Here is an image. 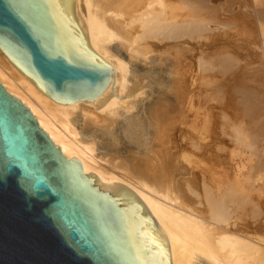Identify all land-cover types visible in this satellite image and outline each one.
Returning <instances> with one entry per match:
<instances>
[{
  "label": "bare ground",
  "instance_id": "6f19581e",
  "mask_svg": "<svg viewBox=\"0 0 264 264\" xmlns=\"http://www.w3.org/2000/svg\"><path fill=\"white\" fill-rule=\"evenodd\" d=\"M74 7L84 22L90 48L112 68V76L101 91L91 101L57 103L30 82L1 50L0 83L29 108L39 127L66 159L74 157L79 161L83 174L94 173L102 183L123 188L145 206L165 238L170 264H264V234H261L264 229V174L249 179L247 188L242 189H237L240 183L236 177L220 193L215 192L217 188L212 190L203 183L204 189L202 186L201 189L205 190V195L202 194V199L190 184L186 185V192L190 193L186 196L170 183L176 162L173 163L164 134L180 116L175 112L177 102L173 107L165 102L161 106L148 107L143 122L147 121L154 140L145 147L147 151L142 152L143 157L131 161L128 158L127 162L118 153L124 160L113 155L98 156V144L84 136L93 129L113 132L117 122L132 117L138 100L147 99L145 84L135 77L130 64H147L155 53L162 60L170 49L162 42L167 45L170 40L192 36L194 39L214 37L228 43L240 39V45L228 47L231 48L229 52L215 57L214 63L206 61L204 65L216 73L215 90L229 101L227 105L232 103L233 108L239 107L251 120L256 150L255 143L264 141V0H74ZM203 14L214 24L213 28L200 23L198 18ZM258 41L261 65L257 70L247 71V64L254 58L251 52L256 51L253 45ZM175 44L171 49L176 54L182 45ZM244 52L252 57H249L251 62L247 55L246 59L244 57L247 67L238 60ZM173 94L177 98L178 90ZM235 109L232 112L237 115L238 109ZM181 154L178 159L183 168L194 164L190 155ZM258 155L255 165L264 172V153ZM249 205L252 218L242 217L237 210H245Z\"/></svg>",
  "mask_w": 264,
  "mask_h": 264
},
{
  "label": "water",
  "instance_id": "95a60500",
  "mask_svg": "<svg viewBox=\"0 0 264 264\" xmlns=\"http://www.w3.org/2000/svg\"><path fill=\"white\" fill-rule=\"evenodd\" d=\"M0 50L60 104L91 101L112 76L74 0H0ZM0 264H170L145 206L83 174L1 83Z\"/></svg>",
  "mask_w": 264,
  "mask_h": 264
},
{
  "label": "rangeland",
  "instance_id": "374dc122",
  "mask_svg": "<svg viewBox=\"0 0 264 264\" xmlns=\"http://www.w3.org/2000/svg\"><path fill=\"white\" fill-rule=\"evenodd\" d=\"M198 20L201 24H206V28L214 27L211 20L207 18L206 15L204 17V14L203 16H200ZM162 43L165 44V47L167 46V49L170 48L168 49L169 53L165 54L162 60L156 55L158 53H155L147 63L148 65L139 62H133L130 64V68L135 74V77L137 76L136 78L141 79L145 84L144 88L147 90L149 98L147 97L145 100H138L136 109L132 113V117L127 118L126 121L122 119L124 121L120 120L121 122H117L113 132L105 133L99 129H93L91 132L88 131L89 133L85 132L84 136H88L89 138H87L89 140L95 142L96 145L98 144L96 146L99 148H97L98 152H96L98 156L106 154L105 156L110 157L113 155L112 157H117L121 160H124L122 158H126L125 160L127 162L129 159L131 161V159L135 157H143V153L147 151L146 148L150 142L154 140V134L147 126V121L143 122V120H146L148 107L161 106L164 102L168 104L167 106L171 105L173 107V104L175 103L174 105H176L177 102L178 108L175 106L177 108V110L175 108V112L178 111L177 117L179 114L180 116L171 125H169L171 128L169 126L166 128L169 132L167 131L168 133L165 132L164 134V141H168L167 146H170L168 148H170L169 151L171 152L173 163L176 162V170L172 172L169 178L170 183L178 187L182 191V194L186 196H189L190 194L186 192V185L190 184L189 186L197 193L200 199H202L205 195V190H203L204 188L202 186L203 183L209 185L212 190L217 188L215 192L220 193L225 190L229 182L237 177L236 180L240 183L238 186L236 185L237 189H242L244 187L247 188L246 182H249V179L254 180L264 174V172L259 170L255 165L257 158L260 157L258 154L261 152L264 153V141L261 142V144H263L261 145L260 141L257 140L258 142L255 143V145L257 144L256 151V146H254L253 143L255 140L252 137V126L250 124L251 120H249V118L247 119V117L243 115L239 107L233 108L232 103L230 105L231 108H228L229 105H227L226 102L229 101H227L224 97H221L217 90H215L216 88L214 85L216 73L213 70L211 71L208 69L209 67L207 65H204V63L207 62L214 63V60H216L215 57L229 52L231 48L228 47L240 45V39L233 42L229 41L228 43L227 41L224 42L214 37L208 39H194V36H192L183 37L181 40L179 39L176 41L170 40L167 42V45L165 42ZM172 44L182 45V49L175 54L171 49ZM253 46L256 50L255 53L251 52L252 49H250L252 57L254 56L253 61L250 60L252 57H250L251 55H249V51H247L249 53L244 52V56H241L238 59L244 66H246V57L249 62L252 61V63H248L249 65L247 64V71H252L253 69L257 70L262 62L261 44L258 41L257 44H254ZM253 53H255V55ZM165 56L170 57L168 59L165 58ZM255 60L258 61L253 63ZM172 64H174V66ZM249 68L252 69L250 70ZM252 78L255 80V77ZM175 89L176 91L178 90V96H180L179 98L178 96L176 98L175 94H173ZM157 96H161V100ZM218 96L221 97L223 102ZM177 99H179V102ZM157 100H159L160 104ZM179 108L181 110H179ZM235 108H239L240 110L238 109V111L240 112H238ZM232 109H235L238 114L236 115L235 112H232ZM77 127L78 130L82 131L80 125L77 124ZM115 129L118 130L115 131ZM259 146L260 148H258ZM117 153L122 158L119 157ZM181 153L190 155L194 164L192 163V165L188 168H183L182 163L180 164L181 160H179L180 156L183 155ZM214 176L216 178H214ZM212 179H215V182ZM201 186L203 189H201ZM237 211H240L239 213L242 217L245 216L246 218H252L250 205L245 210ZM237 211L234 213L237 214ZM261 234H264V229L261 231Z\"/></svg>",
  "mask_w": 264,
  "mask_h": 264
}]
</instances>
